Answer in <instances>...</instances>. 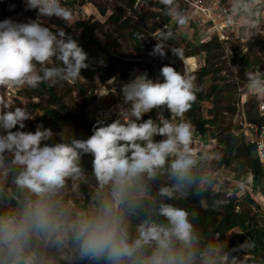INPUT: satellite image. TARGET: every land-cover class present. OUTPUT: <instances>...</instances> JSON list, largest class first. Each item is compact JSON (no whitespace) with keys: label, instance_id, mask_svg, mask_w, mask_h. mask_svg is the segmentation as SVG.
<instances>
[{"label":"clouds","instance_id":"obj_1","mask_svg":"<svg viewBox=\"0 0 264 264\" xmlns=\"http://www.w3.org/2000/svg\"><path fill=\"white\" fill-rule=\"evenodd\" d=\"M159 3L177 26L189 22L176 0ZM26 8L37 11L35 20L0 21V88L77 82L90 67L88 54L72 35L61 28L53 31L43 19L56 17L68 25L72 11L61 0H26ZM135 36L145 38L139 31ZM155 39L152 56L165 59L170 50L184 60L182 48L165 45L175 39L170 28L160 29ZM160 77L153 80L145 72L122 84L119 118L97 120L87 139L48 143L56 136L51 128L24 131L32 113L27 107L13 110L0 99V168L13 167V182L22 195L16 209L0 212V264H46L34 251L40 245L70 246L81 264H242L239 255L226 253L225 245L202 247L190 213L165 202L177 193L187 195L199 179L190 148L194 128L183 119L199 88L194 76L171 65L161 67ZM247 82L264 91V76L253 73ZM153 110L157 118L144 120ZM157 136L163 139L157 141ZM86 155L92 157V173L103 195L91 211L74 213L59 194L69 179H82ZM165 166L172 183L153 197L148 182ZM134 218L139 223L133 233ZM252 247L246 240L235 251L246 253Z\"/></svg>","mask_w":264,"mask_h":264},{"label":"trees","instance_id":"obj_2","mask_svg":"<svg viewBox=\"0 0 264 264\" xmlns=\"http://www.w3.org/2000/svg\"><path fill=\"white\" fill-rule=\"evenodd\" d=\"M8 1H0V21L11 19L18 12L27 17H34L37 13L36 10L26 8L25 0H11L13 7H9ZM61 2L70 8L81 4L80 0H61ZM118 2L119 6L108 15L106 9L100 8L99 12L103 16L107 15L106 22L109 24L127 30L132 42L133 55L128 58L116 55L106 43H101L97 39V22H90L86 18L79 19L74 25L80 35L65 28V32L72 35L88 54L90 65L88 69L82 70L77 82L71 83L79 99L78 111L73 112L64 95L60 93L58 85L48 84H41L36 89L20 88L16 96L17 107H28L29 104L26 103L29 102L41 111L39 120L46 125L58 129L68 125L72 130L78 131L77 135L62 137L65 140L87 139L92 135L94 123L86 117V108L97 98H103L106 103L110 101L108 108L115 103V99L110 96L97 95L96 81L105 82L116 76L128 80L140 71L160 75V69L164 65H171L182 74L194 76L195 84L199 88L196 93L197 99L183 119L190 121L195 132L212 143L194 157L197 161L195 171L199 179L186 190L187 195L181 196L177 193L175 198L166 199L165 202L184 208L190 213V219L201 236L202 247L222 244L226 246V253L232 255L240 253L235 251L236 246L247 240L253 247L250 251L241 253L264 264V205L254 197L258 192L264 195V166L258 159L255 143L242 132L241 125L237 123V118L242 114L245 121L264 126V115L259 112L255 97H249L244 102L243 108H239L241 95L248 84L243 70L252 74L257 72L264 74V35L251 39L247 37L246 29L241 28L238 33H229L223 40L213 36L206 41L194 43L181 31L182 26H177L173 18L163 14L164 7L159 0H118ZM190 2L191 0H176L179 8L188 16L191 13ZM140 4L148 5L150 11H141V13L138 10ZM149 17L158 23L148 32L152 35L150 38L136 24V20L143 22ZM59 23L62 27H66L64 21L60 20ZM165 26L175 33V39L165 42L166 47L182 48L186 61H191L189 57L203 53V65L185 71L186 66L183 61L174 57L170 50L167 51L165 59L150 54L157 43L155 34ZM138 31L143 33L144 40L136 39L135 33ZM226 49L229 55L225 54ZM152 57L156 61H147ZM101 60L104 61L103 64L100 63ZM227 65L233 66L234 70L240 65L241 69L238 68L233 72ZM35 100L37 101L34 103ZM205 103L209 105L207 113L203 111ZM115 114L119 118L116 112ZM143 119H148V116H144ZM155 139L160 140L158 136ZM60 140L61 138L49 143H57ZM214 153L225 160L228 167L232 166L231 173L235 180L250 176V190L228 178V175L223 178L229 185L228 191L223 192L218 189L221 177L212 169L216 164ZM91 159L90 155L82 158L81 167L84 175L82 179L77 180L81 183L86 203L90 202L86 180L95 177L92 173ZM166 168L167 166L161 169L158 176L148 182L153 197L158 198L159 189L172 183ZM206 168H211L209 174L204 173ZM14 177V169L9 172L5 180L0 175V212L16 209L22 198L13 182ZM60 199L69 205L66 196ZM138 223V219L132 220L133 233ZM34 251L37 254H48L50 264H69L60 258L56 248L40 245ZM72 264H81L77 256Z\"/></svg>","mask_w":264,"mask_h":264},{"label":"rangeland","instance_id":"obj_3","mask_svg":"<svg viewBox=\"0 0 264 264\" xmlns=\"http://www.w3.org/2000/svg\"><path fill=\"white\" fill-rule=\"evenodd\" d=\"M26 1V0H25ZM79 5L75 6V8H70L65 5L68 9L72 11V19L68 22V25L66 27H62L60 25V19H57L56 17H53L48 21L47 27L52 28L53 31L56 30V28H61L65 31V28H69L75 33L76 35H80L79 31L76 29L74 23L79 20L86 18L90 22H97L98 23V30L96 32V37L101 43H106L114 52L116 55H119L121 57H131L133 55V49H132V42L128 37L127 30H121L117 28L116 26H113L106 22L107 15L117 6H119L118 0H80ZM9 7H13V2L11 0L8 1ZM106 9L107 15L103 16L100 14L99 9ZM138 10L141 12H149L150 8L148 5L140 4L138 6ZM141 12V13H142ZM20 16V15H19ZM136 24L142 29L144 33H147V37H152L151 34H148V32L158 25V23L155 22L152 18L149 17L147 21H139L136 20ZM53 25L56 27L53 28ZM186 25H183L181 27V31L187 36V39L194 43H200L203 41L208 40V38L201 37L197 39L194 36L187 35L185 32ZM225 54L229 55L228 50H225ZM197 65H203L204 63V54L200 53L199 55L195 56ZM147 61H156L155 58H148ZM186 66V65H185ZM228 69L236 72V70L239 68L241 69L240 65H237L236 70H234L233 66L227 65ZM195 68V67H193ZM189 67L186 66L185 71H189ZM244 74L246 75V78H248L249 75L252 73L247 70H243ZM60 93L64 95V98L68 105H70L73 112H77L79 109V99L77 97V93L73 91L72 84L71 83H63L58 85ZM243 88V86L241 87ZM110 96V95H109ZM112 98V96H110ZM37 100L34 101V103ZM26 103V102H25ZM33 103V102H32ZM28 105V110L32 113L33 119L25 121L26 127L23 129L24 131H32L34 132L36 130V127L38 125H43L44 128H51L54 133H56V136L49 141V142H56L57 139L66 137L70 134H78L77 130H72L70 126L63 125L60 129L58 128H52L48 125H46L44 122H41L39 120L41 116V111L34 107L31 103L27 102L26 105ZM45 104V102H43ZM110 104V101L106 103V101L103 98H97L96 101L91 103L85 110V115L89 119V121L93 122L94 125L96 124L97 120L101 118H106V122L110 123L113 120L117 119V115L115 116V108H108V105ZM209 105L204 104V113L208 112ZM48 142V143H49ZM215 155V162L216 164L213 165V168L216 173L221 177V184L219 185L218 189L220 191H228L229 185L226 184V180L223 178L228 175V178L234 179V175L232 172V166L228 167L226 165L225 160H223L220 156H218L216 153ZM13 169V167L9 164L5 168H0V175L5 180L8 178L9 172ZM211 172V168L204 169L205 174H209ZM235 182L243 187L246 185H251V178L250 176H244L242 178L236 179ZM86 187L88 194L90 196V202L86 203L84 201V194L81 188V183L79 181H73L69 179L66 182V185L64 189L59 194V197L66 196L68 198L69 206L71 207L72 211L74 213H78L81 211H91L95 205L96 200L103 195L102 190L99 188L98 183L96 181V178H89L86 180ZM254 197L261 203V205H264V195L262 193L258 192L254 194ZM58 250V249H57ZM60 254V258L64 260L66 263L72 264L75 261L76 253L73 248L65 247L63 249L58 250ZM46 258V264H50V258L48 254L43 253L42 254ZM236 255H239L242 264H261L258 260L249 258L245 256L243 253H237Z\"/></svg>","mask_w":264,"mask_h":264},{"label":"built area","instance_id":"obj_4","mask_svg":"<svg viewBox=\"0 0 264 264\" xmlns=\"http://www.w3.org/2000/svg\"><path fill=\"white\" fill-rule=\"evenodd\" d=\"M190 8V19L186 25L192 27L195 22H198L202 27L201 32L204 37L206 36L205 38L210 39L215 36L219 40H223L229 33H238L241 28L246 29L247 37L251 39L264 35V0H191ZM36 18L37 13L34 17H28L25 22L29 19L35 20ZM52 18H43L45 26H47L48 21ZM256 75L264 76L260 72H257ZM134 78L135 76L128 80H122L116 76L105 82L96 81L95 92L99 96H112L115 99L112 107L115 108V112L119 116L120 109L118 106L122 102L120 95L121 86ZM19 89L17 87L0 88V99L11 104L13 110L18 105L16 96ZM249 97L257 99L258 110L264 115V91L252 89L247 84L240 98V109L243 108L244 102ZM162 115L169 119L171 117L170 112L167 110H164ZM145 116L156 119L158 113L156 110H153ZM237 123L241 125L242 132L255 143L258 159L262 166H264V126H257L245 121L242 114L237 118ZM158 137L160 140L163 139V137ZM206 146L205 139L194 130L193 140L190 145L194 157L203 152ZM245 188L250 190L249 185H246Z\"/></svg>","mask_w":264,"mask_h":264},{"label":"crops","instance_id":"obj_5","mask_svg":"<svg viewBox=\"0 0 264 264\" xmlns=\"http://www.w3.org/2000/svg\"><path fill=\"white\" fill-rule=\"evenodd\" d=\"M20 15V16H19ZM27 16L24 15L23 13H16L11 19L15 22H18V23H23L27 20ZM201 29L202 27L199 25L198 22H195L193 24L192 27H190L189 25H186L185 27V32L187 35H191V36H194L196 37L197 39L201 38V37H204L203 33L201 32ZM191 59V61H186V59L183 60V63L189 67L190 69H193V67H196L197 65V61H196V58L195 57H189ZM146 71H140V72H137L134 76L136 77L137 75H140L142 73H145ZM148 77L150 79H153V80H156V79H161L162 78L160 77V75L156 74V75H153L149 72H146ZM212 141L208 140V139H205V144L209 145L211 144Z\"/></svg>","mask_w":264,"mask_h":264}]
</instances>
